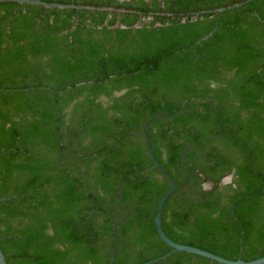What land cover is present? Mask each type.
<instances>
[{
  "label": "trees",
  "instance_id": "1",
  "mask_svg": "<svg viewBox=\"0 0 264 264\" xmlns=\"http://www.w3.org/2000/svg\"><path fill=\"white\" fill-rule=\"evenodd\" d=\"M38 1L77 8L0 2L7 264H110L117 241L114 264L172 251L154 224L171 184L147 122L177 186L165 234L263 258L264 0Z\"/></svg>",
  "mask_w": 264,
  "mask_h": 264
},
{
  "label": "water",
  "instance_id": "2",
  "mask_svg": "<svg viewBox=\"0 0 264 264\" xmlns=\"http://www.w3.org/2000/svg\"><path fill=\"white\" fill-rule=\"evenodd\" d=\"M3 1H13V2L23 3V4L41 5L43 7L57 8V9H74V8H77L76 6L51 4V3H45L42 1H38V0H0V2H3ZM249 1H253V0H249ZM249 1H247V2H249ZM242 5L243 4H237L234 7H240ZM80 8H83V7H80ZM231 8H233V7H230L229 9H231ZM225 10L226 9H220L217 12L221 13ZM207 37H205L204 39H206ZM147 126H148V122L143 125V130H142L141 134L148 143L149 154H150V156H151V158L155 164V167L160 170V172L163 174V176H165L170 181V184H171L170 190L166 194H164V196L161 198V200L158 204L157 214H156V217L154 220V224H155V228H156L158 236L160 237V239L164 243H166L172 249V251L170 253H167L166 255L156 259V260H152V261L146 262L144 264H154V263L166 260L171 254L176 253V252H186L188 254L201 256V257H204V258L209 259L211 261L217 262L219 264H264V257L257 259V260H254V261H250V262H245L243 260H236V261L228 260V259H225V258L220 257L218 255H215L213 253H210L208 251L196 248V247L181 245V244L175 243L165 234V232L162 229V213H163V209H164L166 201L177 190V186H176L175 182L173 181V179L171 178V176L165 171L163 166L160 164V162L156 158V156L153 152L152 146H151L150 139L146 133ZM231 178L232 177H227L226 179H224V183H230ZM117 250H118V241L116 242V246H115L110 264L115 263V259L117 256ZM0 264H7V261H6L4 254H3L1 246H0Z\"/></svg>",
  "mask_w": 264,
  "mask_h": 264
}]
</instances>
